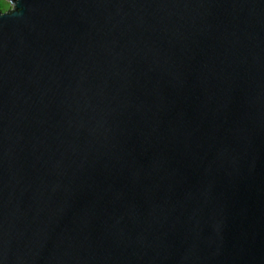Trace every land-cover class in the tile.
Segmentation results:
<instances>
[{"label":"water","instance_id":"95a60500","mask_svg":"<svg viewBox=\"0 0 264 264\" xmlns=\"http://www.w3.org/2000/svg\"><path fill=\"white\" fill-rule=\"evenodd\" d=\"M0 264H264V0H9Z\"/></svg>","mask_w":264,"mask_h":264},{"label":"rangeland","instance_id":"374dc122","mask_svg":"<svg viewBox=\"0 0 264 264\" xmlns=\"http://www.w3.org/2000/svg\"><path fill=\"white\" fill-rule=\"evenodd\" d=\"M11 8V3L9 0H0V10L6 11Z\"/></svg>","mask_w":264,"mask_h":264},{"label":"flooded vegetation","instance_id":"af4514ba","mask_svg":"<svg viewBox=\"0 0 264 264\" xmlns=\"http://www.w3.org/2000/svg\"><path fill=\"white\" fill-rule=\"evenodd\" d=\"M1 12H4V11H1Z\"/></svg>","mask_w":264,"mask_h":264},{"label":"trees","instance_id":"16d2710c","mask_svg":"<svg viewBox=\"0 0 264 264\" xmlns=\"http://www.w3.org/2000/svg\"><path fill=\"white\" fill-rule=\"evenodd\" d=\"M1 11V10H0Z\"/></svg>","mask_w":264,"mask_h":264}]
</instances>
